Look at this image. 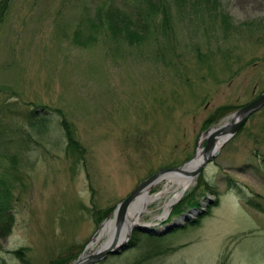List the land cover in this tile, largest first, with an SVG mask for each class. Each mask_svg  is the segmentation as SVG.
I'll return each instance as SVG.
<instances>
[{"label":"rangeland","instance_id":"obj_1","mask_svg":"<svg viewBox=\"0 0 264 264\" xmlns=\"http://www.w3.org/2000/svg\"><path fill=\"white\" fill-rule=\"evenodd\" d=\"M138 7L167 26L134 25ZM1 10L0 264H73L139 182L194 157L204 130L264 91V0H6ZM226 177L260 209L225 190ZM182 196L162 221L197 201L196 223L133 230L132 245L92 264H264V104Z\"/></svg>","mask_w":264,"mask_h":264},{"label":"water","instance_id":"obj_2","mask_svg":"<svg viewBox=\"0 0 264 264\" xmlns=\"http://www.w3.org/2000/svg\"><path fill=\"white\" fill-rule=\"evenodd\" d=\"M264 104V91L257 95L250 102L245 105L235 109L229 115V120L215 127L210 126L207 130H204L202 134H206L204 141L203 152L201 158L198 160L197 165L190 172L191 176H196L202 170V168L212 160L215 154L218 152L219 148L225 143L240 127V125L250 116L254 111L260 108ZM224 135L223 139L216 143L215 137ZM215 143V144H213ZM193 157V156H192ZM191 157V158H192ZM189 158L186 161L191 160ZM185 161V162H186ZM184 162V163H185ZM182 163L176 167H164L157 169L154 173L150 174L148 177L139 182L126 196H124L111 211L110 215L113 216V225L110 235V240L108 244L103 246L99 245L98 248L85 256H81V253L77 256L76 260L73 262H81V264H92L103 259L106 255H117L122 250L128 246L129 236L131 230H136L145 234L151 235H162L167 233L173 228H176L182 224L184 220H190L193 218L194 214H198L196 208H191L188 211L181 212L177 217L169 219L167 222L158 225L150 224H140L136 223L131 225L124 235L121 234L122 231V221L125 216L126 208L131 201V199L145 186L151 183L156 177L164 173L180 172ZM211 199H209V202ZM194 213V214H193ZM108 218V217H107Z\"/></svg>","mask_w":264,"mask_h":264},{"label":"bare ground","instance_id":"obj_3","mask_svg":"<svg viewBox=\"0 0 264 264\" xmlns=\"http://www.w3.org/2000/svg\"><path fill=\"white\" fill-rule=\"evenodd\" d=\"M227 119H225L224 122L229 120V119L228 120ZM223 137H224V135L216 136L215 137L216 138L215 142L216 143L220 142L223 139ZM205 138H206V134H203L201 136V138L199 139V141H198L196 155L191 160H189V161H187V162H185L183 164V166L181 167V171L180 172H172V173L161 174L160 176L156 177L147 186L143 187L131 199V201L129 202V204H128L127 208H126L125 216H124V219L122 221V231H121L122 235H124L126 232H129L128 228L131 225L136 224V223H140V224L144 223V224H150V225H158V224L160 225L161 223H164V221H162V220L167 219L171 207L174 206L173 204H175L180 199L182 194L194 183V180H195L196 176H191L190 172L194 169V167L197 165L198 160L202 156V152H203L202 148H203V144H204ZM213 144H215V143H213ZM162 181L165 182V184L163 185L162 189L151 195L149 193V189L153 185H156V184H158V183H160ZM204 190H205V188H204ZM227 193H229V192H227ZM238 199H237V201H238ZM218 200H219V197H218ZM156 201L158 203L157 209H158V211L160 209V212L157 215L152 217L153 219H152L151 222H143V221H141L140 219H141L142 214H144V213L148 214L150 212L149 209H148V206L151 203L156 202ZM162 201H163V203H162ZM203 201H205L208 204L209 199L204 198ZM185 203L186 202H184V205L187 206L186 205L187 203L186 204ZM216 203H217V201H216ZM190 204L192 205V207L196 208V210L203 206L202 203L198 204L197 201L193 202V203H190ZM196 205H198V206H196ZM214 205H215V203H214ZM251 209H253V208H251ZM256 211H257V208H256ZM184 221L188 222V220H184ZM191 224H192V222H189L188 225H191ZM112 225H113V216H111L109 218V220H107V221H105L103 223V225L99 229V231L96 234V236L93 238V240L88 245L86 251L81 255L82 257L87 255V254H89L90 252H92L94 247H95V244L99 240L105 239L104 243L101 246H103L105 244H108V242L110 240L111 231H112ZM180 226H178V227H180ZM193 226H195V225H193ZM147 235H151V234H147ZM154 236H156V235H154ZM75 264H81V262H77Z\"/></svg>","mask_w":264,"mask_h":264},{"label":"trees","instance_id":"obj_4","mask_svg":"<svg viewBox=\"0 0 264 264\" xmlns=\"http://www.w3.org/2000/svg\"><path fill=\"white\" fill-rule=\"evenodd\" d=\"M5 3H6V0H0V17L2 15V10L1 9L4 7ZM128 18H129V20L130 19H133L132 21H134L133 22L134 25H136L138 27H141V26L147 27L146 28V32H149V34H155L157 32V29L158 28L163 29L162 27H166L167 26V22H166V20H164V18H161V21L158 24V23H156V21H154L155 20V16H153V14L150 15L149 12H145L143 9H141L139 7L138 8H134V10L129 13ZM83 19H84V16H83ZM83 25L85 26V29L87 30V25L86 24H83ZM89 26H90V23H89ZM107 27H108L109 30L112 29V28H114V26L110 22H108ZM74 31H75V33H74V36L72 38L76 42V36H77V34L78 33L81 34L83 31L80 32V28L79 27L76 28ZM111 31L112 30H110V34H113V35L117 32L116 30H114L113 33H111ZM127 31L128 30H125L124 31V34H123L124 36L126 35V32ZM128 33H129V31H128ZM84 44H82V45H84ZM8 105H10V104H7L6 106H8ZM1 108H2V110H5V111H11L7 107L4 108L3 106H1ZM29 113L31 115L29 114L28 117L27 116H24V118L26 120H28L29 117H32L34 115L33 112H30L29 111ZM7 114H8V112H7ZM3 164L4 163H2L1 167L3 166ZM5 172H6L5 169H1L0 170V217H3L2 220H5L4 222L8 223L9 222V216L7 214L6 215L3 214V211H5L7 209V207H8V202L7 201H6L7 202V206H6V204H4L5 203V200H6V193H5L6 191L5 190H6V187H7V184H8L7 183L8 182L7 180L9 178L8 176H5L4 175ZM224 186H225V190L226 189L233 190L234 193H235V195H236V197L239 198L238 200H240L242 203H244V204H246V205H248L250 207H253L254 209H256V208L257 209H260L259 208L260 206L257 205L258 203L255 202V201H253L251 196L246 195V193L243 192L242 187L239 186V184H237L233 179H231L229 177H226V179L224 181ZM215 195H217V193H215ZM215 200L216 199L214 198V200L212 202V205H214V203L216 202ZM6 218H7V220H6ZM4 225H3V227H4ZM0 226H2V225L0 224ZM135 240H136V238L130 236V239L128 241V246L129 245H132ZM17 256H18L19 259H21V260L24 261V257H23V255L21 253L18 252L17 253ZM63 262L64 261H62L60 259H57V260L54 261L53 264H63Z\"/></svg>","mask_w":264,"mask_h":264},{"label":"flooded vegetation","instance_id":"obj_5","mask_svg":"<svg viewBox=\"0 0 264 264\" xmlns=\"http://www.w3.org/2000/svg\"><path fill=\"white\" fill-rule=\"evenodd\" d=\"M200 210H201L202 213H204V209L203 208L197 209V211H200ZM201 212H199L197 215L198 216H201V214H202ZM192 220H194V221L192 222ZM188 222L195 223L196 222V218L195 219L194 218L193 219H190V220H188Z\"/></svg>","mask_w":264,"mask_h":264}]
</instances>
